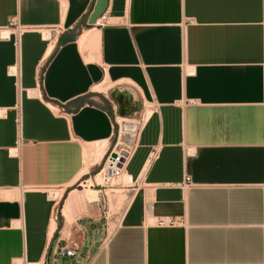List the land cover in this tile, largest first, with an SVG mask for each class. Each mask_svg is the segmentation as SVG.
Returning a JSON list of instances; mask_svg holds the SVG:
<instances>
[{"label":"crops","instance_id":"0c3cea01","mask_svg":"<svg viewBox=\"0 0 264 264\" xmlns=\"http://www.w3.org/2000/svg\"><path fill=\"white\" fill-rule=\"evenodd\" d=\"M96 2L0 0V264H264V0ZM145 111L109 234L75 187Z\"/></svg>","mask_w":264,"mask_h":264},{"label":"rangeland","instance_id":"374dc122","mask_svg":"<svg viewBox=\"0 0 264 264\" xmlns=\"http://www.w3.org/2000/svg\"><path fill=\"white\" fill-rule=\"evenodd\" d=\"M146 114V111L141 116H124V118L119 117L118 122L121 121V119H125L124 121H121L120 128L117 127V136L115 139V142L112 144L111 151L115 150V152L120 153L122 150H128L129 147H133L136 141V135L139 131V129L142 126L141 117H143ZM118 116H122L119 112L117 113ZM121 118V119H120ZM120 119V120H119ZM120 133V136L119 135ZM115 148V149H114ZM96 158V156H95ZM97 159V158H96ZM107 156L104 158L101 166L98 168V170L93 173L91 176V180L89 183H86L81 185V187L76 186L75 188H78L80 190H85L83 192V195L89 194L92 190H104V192L97 193L99 194V198L101 199V196H104V194H107L108 204H109V234L115 231L117 225L119 224V221L121 219V215L125 209V207L128 205L130 193H128L127 188H121L123 186L122 183H120L118 180L113 182L114 186L110 187L108 186L107 189L105 187H102L106 184H104V177L105 174L98 176L102 170L104 169V165L106 163ZM98 176V178H97ZM98 185V187H97ZM94 186V187H93ZM106 191V192H105ZM51 194V193H50ZM86 197V196H85ZM70 220V218H68ZM114 228V229H112ZM111 230V231H110ZM106 238V237H105ZM76 261L68 260V259H60L58 264H76ZM82 264V263H79Z\"/></svg>","mask_w":264,"mask_h":264},{"label":"built area","instance_id":"2783aa9c","mask_svg":"<svg viewBox=\"0 0 264 264\" xmlns=\"http://www.w3.org/2000/svg\"><path fill=\"white\" fill-rule=\"evenodd\" d=\"M107 25H108V18H107V15L105 13L101 18H99L97 20L96 24L92 27H105ZM16 27H17L16 28L17 33L20 36L22 29L19 26H16ZM5 33H7V32H4L3 36H8V35H4ZM58 113H66V111L62 107L60 110H58ZM119 117L124 118V116H118L117 113L114 112V123H115L116 128L117 127L120 128V126H121L120 123L117 121V119ZM142 119H143V117H141V120ZM139 131H140V129H139ZM139 131L136 135V138L139 134ZM118 136L121 137L120 133ZM133 149H134V146L129 147L128 150H122L121 154L119 153L120 156H118L117 154H114V153H117V152H115V150H112V151H111V149L109 150L108 154L106 155L107 160H106L105 165L109 164L108 162L111 158L115 159V162H110L112 164V165L111 164L109 165L110 167H112V168H110L111 176L110 177L109 176L104 177L103 181H104V184H106V185H104L102 187H105L107 189L108 186H110V187L114 186L111 178L119 177L120 175H122L125 172L127 162L132 155ZM113 155H115V157H113ZM156 158H157V150H153V152L150 154V157L148 159V164L150 165ZM105 165H104V167H105ZM131 181H132V179H131ZM186 184H187V181L185 182L183 187H185ZM128 187L129 186H125V187L121 186V188H127V189H128ZM101 191L104 192V190H101ZM97 201L100 203L102 216L104 217L105 220L108 221L110 216H109V204H108L107 194L105 193L104 196H101V199L98 197ZM152 207H153L152 202H148L147 203V212L150 214L152 213ZM157 223L160 226H175L177 224V220L169 219V218H162V219H159ZM77 250H78L77 245H74L71 249H69V248L56 249L55 255H54L55 258H54L53 262H51V263L48 262L47 264H57L58 256L69 257V258L75 257L77 255Z\"/></svg>","mask_w":264,"mask_h":264},{"label":"bare ground","instance_id":"6f19581e","mask_svg":"<svg viewBox=\"0 0 264 264\" xmlns=\"http://www.w3.org/2000/svg\"><path fill=\"white\" fill-rule=\"evenodd\" d=\"M4 35H8V33H5ZM44 37L46 38V39H49L50 38V32H44ZM109 88V85H102V86H99V87H97V88H95V91L96 92H106L107 91V89ZM54 110H56L55 108H54ZM148 113L149 112H146V114L148 115ZM145 114V115H146ZM145 117V116H144ZM121 119V118H120ZM119 119V120H120ZM125 119H121V121H124ZM117 121H118V119H117ZM121 121L119 122L120 124H121ZM143 119L141 120V122H142V124H143ZM107 149V143L104 141L103 143H99V144H95V145H93V152H92V154L95 152V156H96V160L97 161H99V160H101V158L103 157V155L106 153V150ZM89 153H91V152H88L87 151V153H86V159L88 158L89 159ZM114 154H117L118 156H120V154L119 153H114ZM87 162V161H86ZM110 162H115V159H110L109 160V164H107V165H105V167H104V169L102 170V172L98 175V176H100V175H102L103 173L105 174V177L106 176H111V172H110V168H112V167H110L109 165L111 164ZM112 165V164H111ZM81 175V174H80ZM98 176H97V178H98ZM77 180V179H76ZM111 180L113 181V182H115L116 180H118L120 183H122L124 186H127V185H130L131 184V178L124 172L122 175H120L119 177H116V178H111ZM112 182V183H113ZM59 193H55V192H52L51 194H50V198L51 199H55V200H59L60 198H59ZM98 194H97V192L96 191H91L89 194H87L86 195V197L88 198L87 200H89L88 202H93V201H97L98 200ZM61 197V196H60ZM59 198V199H58ZM149 215H150V213H148ZM55 227H56V224H55V222L53 221L52 222V226H51V231H50V234L52 235L54 232V230H55ZM112 229H114V228H112ZM111 231V230H110Z\"/></svg>","mask_w":264,"mask_h":264},{"label":"water","instance_id":"95a60500","mask_svg":"<svg viewBox=\"0 0 264 264\" xmlns=\"http://www.w3.org/2000/svg\"><path fill=\"white\" fill-rule=\"evenodd\" d=\"M108 3H109L108 0H97L95 4V8L88 20L89 26H94L97 20L107 12ZM113 157H115V155H113Z\"/></svg>","mask_w":264,"mask_h":264}]
</instances>
